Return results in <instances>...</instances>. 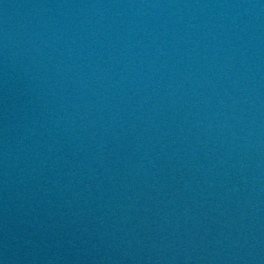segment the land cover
<instances>
[{
  "label": "water",
  "instance_id": "water-1",
  "mask_svg": "<svg viewBox=\"0 0 264 264\" xmlns=\"http://www.w3.org/2000/svg\"><path fill=\"white\" fill-rule=\"evenodd\" d=\"M0 264H264V0H0Z\"/></svg>",
  "mask_w": 264,
  "mask_h": 264
}]
</instances>
